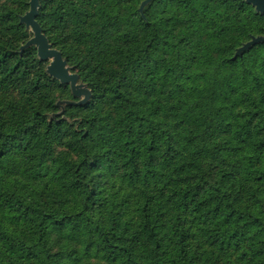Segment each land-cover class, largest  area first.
I'll list each match as a JSON object with an SVG mask.
<instances>
[{
    "label": "trees",
    "instance_id": "1",
    "mask_svg": "<svg viewBox=\"0 0 264 264\" xmlns=\"http://www.w3.org/2000/svg\"><path fill=\"white\" fill-rule=\"evenodd\" d=\"M90 91L0 0V264H264V14L245 0H38ZM65 101H70L69 103Z\"/></svg>",
    "mask_w": 264,
    "mask_h": 264
},
{
    "label": "water",
    "instance_id": "2",
    "mask_svg": "<svg viewBox=\"0 0 264 264\" xmlns=\"http://www.w3.org/2000/svg\"><path fill=\"white\" fill-rule=\"evenodd\" d=\"M150 1L151 0H143L139 5V11L142 12L144 6ZM245 1L251 4L255 8V11L264 14V0ZM38 7V0H29V9L20 17L19 21L23 23L26 28H29L33 34L21 49L33 45L36 47L37 55L40 59L46 61L51 59L46 68L48 74L58 79L60 82L70 85L72 95L79 98L78 101L71 103L82 104L89 99L90 91L84 84L78 83V76L76 73L69 72V68L66 66V61L63 59L61 52L51 47V44L48 42L36 20ZM258 42H264V35L252 36L249 41L236 49L235 56L242 50H246ZM65 102L69 103L70 101Z\"/></svg>",
    "mask_w": 264,
    "mask_h": 264
},
{
    "label": "rangeland",
    "instance_id": "3",
    "mask_svg": "<svg viewBox=\"0 0 264 264\" xmlns=\"http://www.w3.org/2000/svg\"><path fill=\"white\" fill-rule=\"evenodd\" d=\"M52 47V46H51ZM51 60V59H50ZM50 60H47L48 62H50ZM49 64V63H48ZM66 66L69 68V72H71L72 73V71H71V68L66 64ZM78 83H81V82H79L78 81ZM83 84V83H82Z\"/></svg>",
    "mask_w": 264,
    "mask_h": 264
}]
</instances>
